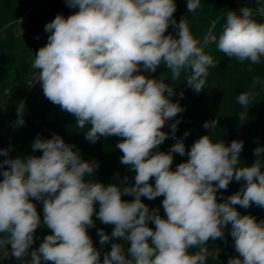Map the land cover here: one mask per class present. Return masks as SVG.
<instances>
[{
	"label": "clouds",
	"instance_id": "1",
	"mask_svg": "<svg viewBox=\"0 0 264 264\" xmlns=\"http://www.w3.org/2000/svg\"><path fill=\"white\" fill-rule=\"evenodd\" d=\"M200 3L187 0L188 12L195 13ZM66 4L78 11L67 18L58 14L45 25L48 42L35 54L32 67L39 70L44 96L73 115L78 128L90 125L87 141L121 138L115 148L123 154L120 163L134 172V183L128 184L127 176L125 186L86 179L93 177L97 162L83 160L79 150L58 134L51 139L38 136L32 149L40 150L41 156L0 161L4 258L10 254L22 264H207L204 246L210 239L223 238L231 225L239 255L227 264H264V219L241 215L234 207L264 208V147H256V160L243 167L238 166L242 140L226 145L203 135L186 152V131L169 151H159L170 135L175 138L181 121L170 125L171 133L162 129L185 109L172 101L175 88L163 74L152 78L144 73H155L163 64L176 81L183 70L187 86L199 93L205 89L209 69L217 66L199 46L186 18L175 20V0H66ZM255 4V9L229 11L218 39L213 38L220 52L241 63L259 64L264 57V22L254 19L264 17V0ZM170 25L175 35L168 32ZM258 84L264 86L254 77L252 87ZM254 98V92L237 97L241 123ZM23 112L21 103L17 125L25 122ZM217 125L213 119L203 127L215 130ZM173 154L188 156L175 170ZM0 155L8 157V150L0 149ZM233 180L245 184L218 202L217 191L226 190ZM125 195L134 199H122ZM161 196L164 216L141 200ZM33 200L43 203V221ZM94 215L114 226L110 234L97 231L101 245L111 242L102 260L88 233L95 226ZM41 223L51 234L32 249ZM192 248L200 250L191 253ZM29 255L31 259H25Z\"/></svg>",
	"mask_w": 264,
	"mask_h": 264
},
{
	"label": "trees",
	"instance_id": "2",
	"mask_svg": "<svg viewBox=\"0 0 264 264\" xmlns=\"http://www.w3.org/2000/svg\"><path fill=\"white\" fill-rule=\"evenodd\" d=\"M176 12L173 14L177 23L180 19L186 18L187 24L194 38L200 43L205 54L214 58L217 66L209 69L205 89L196 93L187 86L185 77L187 73L182 70L181 76L176 81H171V73L163 64H161L155 73H144L152 78H159L161 74L166 77V83H171L175 88V95L171 98L173 102H179L180 106L185 110L179 113L177 117L169 120L164 129L165 132L171 133L170 125L176 120L181 123L177 127L175 138L171 135L164 143L159 146V151L167 152L176 142L177 138L183 137L187 131L189 135L184 139L186 152L190 150L193 143L203 135H210L213 142L223 140L226 145H230L233 140H242L244 142L243 149L240 153L239 167L250 166L256 160L254 149L258 146L264 147V133L260 134V127L252 125L248 129L249 123L264 124V86L256 85L252 87L254 77H259L264 82V57L261 58L259 64H252L250 61L239 62L235 57L229 58L217 48L216 40L219 37L223 25L226 22V15L229 11L239 13L242 7L249 6L255 9V0H201L200 7L195 13L187 10V0H175ZM0 8L7 14H15V0H0ZM72 9V14L78 11V8ZM257 22H264V17L254 16ZM13 25L0 33V111L2 101L7 103V111L9 118L5 122L0 118V149L8 150V157L0 155V161L6 158H17L19 156H41L40 150L33 151L32 144L39 136L42 139H51L53 134L60 135L63 140L74 145L79 150L81 158L86 161H95L99 167L94 171L93 177L86 179L96 180L105 185L109 183L117 184V174L110 168L115 157V145L120 141L119 137L100 138L96 143H91L85 139V133L89 130L90 125H86L83 129L76 126V119L73 115L64 112L58 105L51 103L43 93L41 84L37 81L34 86L27 84L26 79L32 73L39 71L32 67L35 58V51H32L33 36L35 32L29 30L26 35L31 37L32 41L28 43L26 51L17 52L16 39L20 38L15 35ZM3 27V26H2ZM1 28V26H0ZM168 32L175 35L173 26H169ZM8 94H5V90ZM183 92V98L180 93ZM242 92H254L255 98L250 102L247 113V119L241 123L239 119L240 105L237 97ZM24 104L23 125H17V107ZM218 120L215 130L205 129L203 124L205 121ZM15 122L12 129L11 124ZM11 146V151L8 149ZM74 149V150H75ZM123 155V154H122ZM174 160L172 169L188 159L187 155L180 156L173 154ZM126 166V165H125ZM6 167V166H5ZM264 171V167H262ZM126 174L129 183H134V172L126 166ZM0 176V180H2ZM154 185V179L150 180ZM244 181L239 182L233 180L230 182L226 190H218V202H223L232 192L238 190L239 186H244ZM124 185V184H123ZM125 186V185H124ZM233 188V189H231ZM124 200H133L134 197L123 196ZM164 197H157L154 200H148L141 197L149 209L158 208L160 215L164 216L162 201ZM36 204L37 211L43 221V203L33 200ZM99 210V204L95 205ZM234 207L241 215H251L256 217L257 221L264 219V208L261 212L257 210L255 205L244 209L239 205ZM95 226L88 229V233L92 238L94 246L101 251V260L103 253L110 251L111 242L101 245L98 229H104L107 234L113 230V225H105L101 223L96 216H93ZM149 227L154 228L155 225L149 222ZM231 225L224 229L223 238L209 240L204 247L207 249V264H227L229 258L237 257L239 254L235 251L234 240L230 235ZM51 234V230L41 223L34 234V244L32 249L38 248L46 235ZM113 242L122 243L120 240ZM127 248V244L123 245ZM199 248H192L189 251L195 253ZM31 251V249H30ZM126 255V252H125ZM0 254V264H22V261L12 257L11 260L2 258ZM25 259H31L30 255Z\"/></svg>",
	"mask_w": 264,
	"mask_h": 264
},
{
	"label": "rangeland",
	"instance_id": "3",
	"mask_svg": "<svg viewBox=\"0 0 264 264\" xmlns=\"http://www.w3.org/2000/svg\"><path fill=\"white\" fill-rule=\"evenodd\" d=\"M15 14H7L5 11H3L0 8V26L7 27L8 25H13V29L15 33L22 32L26 25H29L33 28L34 32L41 33L45 37L48 38L50 33L45 32V25L49 22H51L58 14L63 15L65 18H67L69 15L72 14V9L67 6L66 0H15ZM19 12V13H17ZM23 19L22 22H18L19 19ZM30 42L29 36H21L20 38L16 39V51H26V48L28 46V43ZM38 71L32 73L30 76L27 77L26 82L30 86H34L36 82L38 81ZM7 103L5 100L2 101L1 105V111H0V118L3 119L5 122L9 118V113L7 111ZM260 127L259 133H264V124L263 123H249L248 129L252 125H255ZM254 127V126H252ZM251 130V129H250ZM122 156V152L116 148L115 157H113V161L111 165V169L117 174V183L120 186L123 185V179L127 176L126 172V166L120 163V158ZM129 178L127 183H129ZM245 184V183H244ZM243 185L239 186V191ZM233 189V188H231ZM231 194H235V191ZM258 211L261 212V208H257ZM10 249V246H9ZM3 255V254H2ZM4 258V256L2 257ZM6 260H11L12 256L9 254Z\"/></svg>",
	"mask_w": 264,
	"mask_h": 264
},
{
	"label": "built area",
	"instance_id": "4",
	"mask_svg": "<svg viewBox=\"0 0 264 264\" xmlns=\"http://www.w3.org/2000/svg\"><path fill=\"white\" fill-rule=\"evenodd\" d=\"M23 19L19 20V22H22ZM8 27V26H7ZM7 27H1L0 28V33H2ZM31 30L33 31V28L29 25H26V28L20 32V33H15L16 36L21 37L25 36L28 31ZM34 32V31H33ZM48 42V38L42 35L41 33L35 32V35L33 36V45L31 46L32 51H36L38 48L40 49L41 47L45 46ZM12 129L15 127V122L11 124ZM11 151V146L8 148ZM2 252H0L1 254Z\"/></svg>",
	"mask_w": 264,
	"mask_h": 264
},
{
	"label": "water",
	"instance_id": "5",
	"mask_svg": "<svg viewBox=\"0 0 264 264\" xmlns=\"http://www.w3.org/2000/svg\"><path fill=\"white\" fill-rule=\"evenodd\" d=\"M39 48L35 51V54L38 52ZM127 247H130V242L127 243ZM127 249V248H126ZM127 251H126V257H127Z\"/></svg>",
	"mask_w": 264,
	"mask_h": 264
},
{
	"label": "crops",
	"instance_id": "6",
	"mask_svg": "<svg viewBox=\"0 0 264 264\" xmlns=\"http://www.w3.org/2000/svg\"><path fill=\"white\" fill-rule=\"evenodd\" d=\"M15 13H16V11H15ZM17 13H19V12H17ZM22 19V18H21ZM21 19H19V20H21ZM19 20H18V22H19ZM30 39V42L32 41V39H31V37L29 38Z\"/></svg>",
	"mask_w": 264,
	"mask_h": 264
}]
</instances>
